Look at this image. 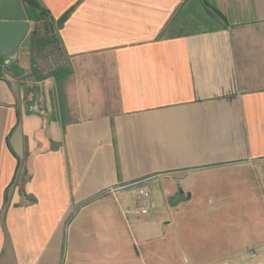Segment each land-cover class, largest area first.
Listing matches in <instances>:
<instances>
[{
	"label": "crops",
	"instance_id": "0c3cea01",
	"mask_svg": "<svg viewBox=\"0 0 264 264\" xmlns=\"http://www.w3.org/2000/svg\"><path fill=\"white\" fill-rule=\"evenodd\" d=\"M36 1L68 64L36 68L51 51L29 19L0 60V264H240L264 245V0Z\"/></svg>",
	"mask_w": 264,
	"mask_h": 264
},
{
	"label": "water",
	"instance_id": "95a60500",
	"mask_svg": "<svg viewBox=\"0 0 264 264\" xmlns=\"http://www.w3.org/2000/svg\"><path fill=\"white\" fill-rule=\"evenodd\" d=\"M30 27L22 0H0V60L17 56Z\"/></svg>",
	"mask_w": 264,
	"mask_h": 264
},
{
	"label": "built area",
	"instance_id": "2783aa9c",
	"mask_svg": "<svg viewBox=\"0 0 264 264\" xmlns=\"http://www.w3.org/2000/svg\"><path fill=\"white\" fill-rule=\"evenodd\" d=\"M67 64V57L63 55L59 47H56L49 54L36 61V68L42 73H50L65 67ZM132 188L135 190L140 205L135 210L128 211V213L139 215L150 210L153 205L150 203L151 195L148 187L144 184H136ZM224 264L232 263L225 262ZM240 264H264V245L250 249Z\"/></svg>",
	"mask_w": 264,
	"mask_h": 264
},
{
	"label": "trees",
	"instance_id": "16d2710c",
	"mask_svg": "<svg viewBox=\"0 0 264 264\" xmlns=\"http://www.w3.org/2000/svg\"><path fill=\"white\" fill-rule=\"evenodd\" d=\"M22 2L26 11V7L35 10L33 16L30 17L28 15V19L34 23L27 41L33 51L38 52V54H43L48 49L51 51L59 47L58 23L56 24L54 22L50 14L45 9L41 8L36 0H22Z\"/></svg>",
	"mask_w": 264,
	"mask_h": 264
},
{
	"label": "rangeland",
	"instance_id": "374dc122",
	"mask_svg": "<svg viewBox=\"0 0 264 264\" xmlns=\"http://www.w3.org/2000/svg\"><path fill=\"white\" fill-rule=\"evenodd\" d=\"M44 55H47V54H44ZM44 55H42V56H44ZM42 56H39V57H37V58L39 59V58H41ZM37 58H36V60H37ZM151 196H152V194H151Z\"/></svg>",
	"mask_w": 264,
	"mask_h": 264
}]
</instances>
